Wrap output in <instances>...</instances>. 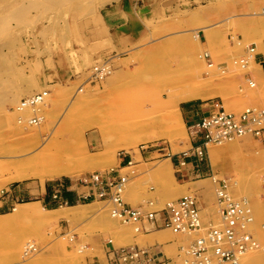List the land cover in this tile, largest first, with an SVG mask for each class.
Masks as SVG:
<instances>
[{
  "label": "rangeland",
  "instance_id": "rangeland-1",
  "mask_svg": "<svg viewBox=\"0 0 264 264\" xmlns=\"http://www.w3.org/2000/svg\"><path fill=\"white\" fill-rule=\"evenodd\" d=\"M104 14L139 15L129 19L135 39L129 47L122 34L109 33ZM263 37L264 0H0V264H109L111 245L126 247L142 233L140 223L113 216L107 200L92 198L69 209L71 204L40 202L35 191H21L42 185L37 178L5 182L17 169L51 165L71 145L82 169L77 176L46 179L50 191L55 181L118 169L128 178L122 198L129 205L155 211L195 195L207 227L221 222L216 187L223 180L230 196L246 201L248 230L264 245V134L210 145L200 173L190 174V182L199 180L195 189L187 191L190 176L175 171L191 153V124L183 117L188 103L264 111V73L249 51L256 46L253 54H261ZM104 62L107 76L91 81L93 68ZM188 87L214 94L181 101V124L174 125L175 101ZM43 90V103L29 106L20 119L16 104ZM30 117L38 120L30 123ZM153 133L159 139L136 152L111 148L117 139ZM174 145L183 150L174 153ZM125 154L135 161L121 167ZM167 159L177 168L160 174ZM31 202L40 208L19 214L21 204ZM52 207L56 213L46 211ZM168 230L173 244L159 264H196L189 248L203 231ZM239 264H264V250L247 251Z\"/></svg>",
  "mask_w": 264,
  "mask_h": 264
},
{
  "label": "built area",
  "instance_id": "built-area-1",
  "mask_svg": "<svg viewBox=\"0 0 264 264\" xmlns=\"http://www.w3.org/2000/svg\"><path fill=\"white\" fill-rule=\"evenodd\" d=\"M251 55L259 64L264 66V44L261 54H253L256 46L249 48ZM204 57L208 58L209 53L205 52ZM246 59H241L243 66H246ZM107 62L96 65L90 75L91 81H100L107 74ZM251 85H254L250 81ZM47 92H36L23 99L22 107L35 108L41 104ZM208 111L202 115L200 120L191 125L192 147L190 154H185L180 164L184 165L187 158L194 157L199 163L207 157L210 145L222 144L234 138L251 135L260 138L264 134V111L257 108H247L241 113L229 112L222 104L211 101ZM38 120V118L35 117ZM128 178L123 176L118 169L108 171L87 172L78 179L81 185L89 186L94 193L85 199L98 198L107 200L113 204L112 215L124 222H149L157 224L160 222L164 228L174 232H201L190 245L189 252L195 257L196 264H239L241 256L252 249H263L254 235L248 230L252 221L247 203L243 199H235L227 191L223 180L218 182L216 194L221 214L220 224H210L203 227L201 211L198 199L195 195H184L168 202L163 208L155 211H147L142 207H133L122 198V192ZM66 188L65 181H55L51 186V197L58 205H67L68 202L62 199L63 191ZM139 230V228H137ZM264 234V224L262 225ZM109 243H112L109 240ZM35 248L29 247L25 250L27 255ZM211 251V253H210ZM109 264H159L165 262L159 254L150 252L147 249L135 246L115 248L110 246L107 250Z\"/></svg>",
  "mask_w": 264,
  "mask_h": 264
},
{
  "label": "crops",
  "instance_id": "crops-1",
  "mask_svg": "<svg viewBox=\"0 0 264 264\" xmlns=\"http://www.w3.org/2000/svg\"><path fill=\"white\" fill-rule=\"evenodd\" d=\"M130 1V0H128ZM106 20H109L110 23V31L109 33L117 37L119 34L123 35V40L126 41V44L124 46L129 47L131 45L132 39L134 37L132 32V22L129 21V19L135 17H139L138 14H104ZM128 20V21H127ZM253 44V43H252ZM264 44V37L262 38V49ZM121 48H123V44L120 45ZM261 66V70L264 73V66ZM208 111V104L205 103H188L186 105V108L183 111V117L184 121L187 123H190L191 125L198 122L202 115H204ZM142 155V154H141ZM143 157V155H142ZM183 159V158H181ZM177 168V165H175V162L173 159H170L172 163V167L176 168L175 171H180L182 176L189 175L190 177L187 179L186 183H189L186 187L187 191H190L192 188L195 189L199 185V180H192L189 181L194 174L197 173V175L201 171L200 164L195 162L194 160H190L186 164L182 165L180 164ZM132 160L131 155L125 154L124 156L119 157V166H124L128 164ZM157 161L162 162L164 159H158ZM176 177V176H175ZM193 183V184H190ZM21 189V188H20ZM22 192H26L28 194H32L33 191H35V195L38 196L40 199V202L44 201H54L51 197V191L50 188L47 185H29L24 186V188L21 189ZM94 193V190L85 185H81L77 180H71L70 182H66V188L63 191L62 199L66 200L68 204L76 205L78 203H82L87 201L85 198L87 196H91ZM92 199V197L90 198ZM89 200V199H88ZM57 204V203H56ZM51 209H54L52 207ZM140 227L142 228V233L139 235H135L133 239V243L127 246H135L138 248H145L149 250L152 253L159 254L162 256V258L167 259V248L168 246L173 244V238L172 234L169 232L167 228H163L158 222L157 224L152 223H146L141 222ZM114 246V245H113ZM115 247V246H114ZM108 259V258H107Z\"/></svg>",
  "mask_w": 264,
  "mask_h": 264
},
{
  "label": "bare ground",
  "instance_id": "bare-ground-1",
  "mask_svg": "<svg viewBox=\"0 0 264 264\" xmlns=\"http://www.w3.org/2000/svg\"><path fill=\"white\" fill-rule=\"evenodd\" d=\"M44 91L47 92V94H46V97H47L48 91L47 90H43V92ZM38 92H42V91H38ZM34 93H36V92H34ZM213 94H214V92H201V91H198V87H196V88H192L191 87L189 89L181 90L179 96L177 97V99L175 101L176 102V105H175L176 112L173 115V123H174V125L181 124V117L179 115V103L181 101H187V100H192V99H196V98L210 97ZM22 104H23V101L20 100V102H18L16 104V106H15L16 112H18V114H20V116H18L20 119H22V116L24 115V112L29 109V107L28 108L27 107H22ZM32 110H34V109H32ZM27 121L30 122V123H34V122L37 121V119L30 117V118L27 119ZM20 122H22V120H20ZM156 139H159V136L155 135L154 133L153 134L139 135V136H136V137L121 138V139H117L114 142V147H111V148H113L114 153L116 151H118V150H121V149H124L126 151H130V152H136L139 149V146L141 144L151 143L152 141H154ZM67 149H63L62 148L61 150H59V152H57L55 154L54 161L53 162L51 161L52 162L51 165H49V166L45 165L41 169L40 168L39 169H33V168L32 169H28V168L27 169H24V168L17 169V170H15V172L11 173L6 178L5 182L6 183H10V182H14V181H21V180H24V179H27V178H37V179H39L41 181L42 185H44V182H45L46 179H51V178H55V177H59V176H63V175H65V176H70V175L71 176H77L79 169H82V168H81V165H79L76 162V160L78 158H81V155L79 153V150H77L72 145H71V152L69 151L70 149L69 150H67ZM182 150H183V148L180 147V146H175L174 145L172 147V151L174 153H177V152L182 151ZM70 156H71V163L67 161L68 158H70ZM138 157H139V155H138ZM134 161H135L134 159L132 161H130L128 166H131ZM210 161H211V159H210ZM171 166H172L171 161L169 159H167V161H165V162H163V163H161L159 165L157 171L160 174L164 175L166 173L167 167L171 168ZM39 204L40 203H38V202H31V203L21 204L20 208L18 207L19 208L18 212H19V214L26 213V212H33L35 210V208H40ZM26 206H29V208L26 207ZM73 207L76 208L74 205L69 206L68 208L70 209V208H73ZM18 208H15V210L18 209ZM41 208H42V206H41ZM44 209L45 208H43V210ZM46 211L54 212L55 210L53 209V210H46ZM55 213H56V211H55ZM61 215H67V214L66 213H62ZM256 263H258V262H256Z\"/></svg>",
  "mask_w": 264,
  "mask_h": 264
}]
</instances>
